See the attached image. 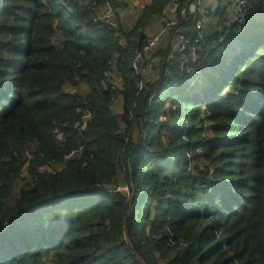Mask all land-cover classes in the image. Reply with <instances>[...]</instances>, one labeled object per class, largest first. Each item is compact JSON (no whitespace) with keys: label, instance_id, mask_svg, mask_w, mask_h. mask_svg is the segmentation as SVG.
Listing matches in <instances>:
<instances>
[{"label":"trees","instance_id":"16d2710c","mask_svg":"<svg viewBox=\"0 0 264 264\" xmlns=\"http://www.w3.org/2000/svg\"><path fill=\"white\" fill-rule=\"evenodd\" d=\"M82 1L0 0V264H264V0L183 23L199 75L186 53L154 81L147 30L192 0Z\"/></svg>","mask_w":264,"mask_h":264},{"label":"built area","instance_id":"2783aa9c","mask_svg":"<svg viewBox=\"0 0 264 264\" xmlns=\"http://www.w3.org/2000/svg\"><path fill=\"white\" fill-rule=\"evenodd\" d=\"M132 0H107L103 3L91 2V0H83V4L91 5V8L96 12L93 22L97 21H114L116 16L124 17L123 13L127 4H130ZM204 0H192L186 8H183L179 15H175L174 18L163 19V24L160 28L153 34L148 35L145 45L142 47L141 51L135 56L133 61V68L138 72L142 73L146 70H151L161 63L162 71L163 66H171L170 59L173 55L180 56L188 54V61H184L182 66L186 64V73L189 78L195 77L198 72L193 71L189 68L192 63L195 62V56L198 52V48L195 45L190 44L187 38V32L181 25L183 23L189 22L195 15H199L200 18L195 21V27L198 30L203 29L205 24V19L211 20L213 11L217 8V3L214 4L213 8L203 9L202 5ZM233 10V21H235L239 26H244L247 20V10L249 9V0H235L230 7ZM165 39L167 40V45L164 50L168 49L167 57L162 59L157 52L159 51L160 42ZM200 39L195 40V44H198ZM161 50V49H160ZM167 66L165 67L168 70ZM113 68V65H111ZM88 115H86V119Z\"/></svg>","mask_w":264,"mask_h":264},{"label":"crops","instance_id":"0c3cea01","mask_svg":"<svg viewBox=\"0 0 264 264\" xmlns=\"http://www.w3.org/2000/svg\"><path fill=\"white\" fill-rule=\"evenodd\" d=\"M148 3V0H132L128 9L123 13L124 17H126L128 15L127 18L133 17L135 15V11H137L138 15L140 14V9H142L145 4ZM216 3V0H204V3L202 5L203 9H209V8H213L214 4ZM140 4V5H139ZM231 6H228V11H227V20L228 22H232L233 20V10L232 8H230ZM138 15H135L133 17V19L137 18ZM177 15V11L176 8L174 7V5H169L167 10H166V16L167 18L171 19L174 18V16ZM209 22H211V20H209L208 18L205 19V24L207 26H209ZM161 25V21H156L152 26L149 27V29L147 30V34L151 35L153 33H155ZM167 40L163 39L160 42L159 45V51L162 52V50H164V48L167 45ZM161 49V50H160ZM159 68H157V66L154 69L151 70H146L145 72H143V75L145 77L146 80L148 81H154L157 79L159 71Z\"/></svg>","mask_w":264,"mask_h":264},{"label":"rangeland","instance_id":"374dc122","mask_svg":"<svg viewBox=\"0 0 264 264\" xmlns=\"http://www.w3.org/2000/svg\"><path fill=\"white\" fill-rule=\"evenodd\" d=\"M135 12H136L135 15H138L137 11H135ZM127 17H128V15L125 17V19ZM133 17H131V19H133ZM133 133H134V139L137 140V137H138L137 133H139L138 129L136 128ZM47 166H48V168L50 170H54V169H57V168H61L62 164L57 163V162H52V163L47 164ZM24 174L25 173L23 172V175H21V177H24L25 176ZM114 186H115L114 189H116V191H119L120 193H123L125 195L126 199L131 195V192L129 191V188L126 185V180L123 178L122 175L119 174L118 179L116 180V183H115Z\"/></svg>","mask_w":264,"mask_h":264}]
</instances>
